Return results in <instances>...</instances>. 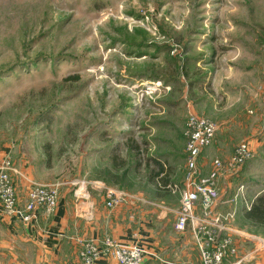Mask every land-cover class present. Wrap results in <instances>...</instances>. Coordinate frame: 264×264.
Returning a JSON list of instances; mask_svg holds the SVG:
<instances>
[{"label": "rangeland", "instance_id": "obj_1", "mask_svg": "<svg viewBox=\"0 0 264 264\" xmlns=\"http://www.w3.org/2000/svg\"><path fill=\"white\" fill-rule=\"evenodd\" d=\"M189 113L216 124L200 177L240 141L252 150L220 173L219 199L241 183L264 194V0H0V161L14 185L29 168V184L122 190L119 206L176 221L179 195L158 181L184 186ZM242 210L221 233L251 235V250L236 244L248 264L264 226Z\"/></svg>", "mask_w": 264, "mask_h": 264}, {"label": "crops", "instance_id": "obj_2", "mask_svg": "<svg viewBox=\"0 0 264 264\" xmlns=\"http://www.w3.org/2000/svg\"><path fill=\"white\" fill-rule=\"evenodd\" d=\"M250 144L252 148L256 145L252 139ZM27 171L26 176L15 183L20 202L26 198L29 180L32 179L30 169L27 168ZM168 181L163 175L160 176L158 184L164 185ZM72 188L59 192L53 215L46 217L39 210L35 222L20 221L3 213L0 206V264H80V241H101L105 236L142 245L147 252L142 264H200L199 251L190 229L176 231L175 217L172 220L166 211L146 205L133 208L127 202L119 208H108L104 203V190L99 189L100 187L88 186L86 198L76 197L73 194L74 186ZM137 192L140 195L145 194ZM257 193L258 191L254 195ZM244 195L245 197L234 201L225 200L226 203L219 199L215 209L225 205L231 208L230 211L235 209L236 212L238 205L246 206L248 201H253L254 196H250L247 187ZM231 230L235 232L233 228ZM249 236L251 237L245 234L235 237L240 253L251 250L254 242ZM254 257L248 264H264V248ZM95 264H116V261L112 257H104Z\"/></svg>", "mask_w": 264, "mask_h": 264}, {"label": "built area", "instance_id": "obj_3", "mask_svg": "<svg viewBox=\"0 0 264 264\" xmlns=\"http://www.w3.org/2000/svg\"><path fill=\"white\" fill-rule=\"evenodd\" d=\"M183 131L186 138L185 152V182L184 186L168 182L160 185L163 189L170 190L179 195L180 207L177 212L174 228L178 232L189 228L199 251L200 264H241L243 257H236V243L232 235L221 230H229L227 225L233 212H216L219 201V187L216 184L220 173L242 165L251 155L252 150L248 141H240L233 149V154L228 160L223 161L216 157L212 160L211 169L205 176H199L196 164L203 148L208 146L216 130V124L209 118L189 113ZM13 165L9 157L0 161V206L3 213L14 216L23 222H35L38 211L41 210L46 217L54 214L59 197V188L55 184L31 182L27 188L26 198L20 202L17 190L12 179ZM76 197H86L82 185L77 187ZM245 187L243 184L236 189L234 197L243 198ZM127 197L122 190L109 188L104 203L109 208L119 206ZM134 202V201H132ZM250 209L251 204H246ZM199 211V214H197ZM264 247V239L260 238ZM78 251L80 264H95L104 257H112L116 264H142L146 249L139 243L118 241L110 236H105L101 241L87 239L80 241ZM251 255V254H250ZM77 264V263H72Z\"/></svg>", "mask_w": 264, "mask_h": 264}, {"label": "trees", "instance_id": "obj_4", "mask_svg": "<svg viewBox=\"0 0 264 264\" xmlns=\"http://www.w3.org/2000/svg\"><path fill=\"white\" fill-rule=\"evenodd\" d=\"M243 212L247 220L258 226H264V194L256 196L250 209Z\"/></svg>", "mask_w": 264, "mask_h": 264}]
</instances>
